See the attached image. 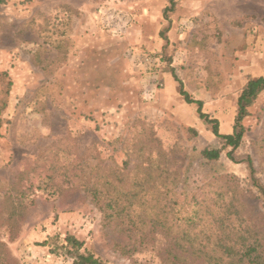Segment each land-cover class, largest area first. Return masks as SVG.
Listing matches in <instances>:
<instances>
[{
	"label": "rangeland",
	"instance_id": "obj_1",
	"mask_svg": "<svg viewBox=\"0 0 264 264\" xmlns=\"http://www.w3.org/2000/svg\"><path fill=\"white\" fill-rule=\"evenodd\" d=\"M170 6L0 5V264H215L219 211L264 232V89L232 159L176 79L232 133L241 89L264 75V0ZM185 232L195 247L176 244Z\"/></svg>",
	"mask_w": 264,
	"mask_h": 264
},
{
	"label": "trees",
	"instance_id": "obj_2",
	"mask_svg": "<svg viewBox=\"0 0 264 264\" xmlns=\"http://www.w3.org/2000/svg\"><path fill=\"white\" fill-rule=\"evenodd\" d=\"M6 0H0V5L5 3ZM171 6L169 9H173L176 4V0H170ZM179 81V93L184 97L188 103H196L198 105L197 111L201 118H204L207 122L212 124L213 133L221 138L225 142V146H230L232 150L228 152V156L233 159V151L238 148L243 140L245 133V127L242 124L243 118L247 115V107L251 103L252 99L257 96V94L264 89V75L259 77H252L248 80L246 85L241 89V93L238 99V114L236 117L235 124L233 126L232 133H221L220 132V122L216 118H211L207 113L203 112L204 101L200 99H194L190 94L184 89L183 83ZM222 149H214L206 147L202 150L201 155L207 161L218 160L221 156ZM249 165L251 168L252 177L257 183V177L255 176V169L252 161L249 159ZM263 194V208H264V188H260ZM112 206V205H110ZM125 210V206H122V211ZM213 205H208L206 207L207 215H213L209 217H215ZM129 213V212H128ZM217 213V212H216ZM196 214H198L196 212ZM218 218L216 224L217 227L224 235L220 240L218 239V248H215L218 256L217 258L213 255V260L215 264H264V232L258 228L246 227L245 231L232 222L228 221L223 217L226 213L219 211L217 213ZM192 219V218H190ZM166 223V222H164ZM156 225H163L161 222H156ZM243 225V224H242ZM179 239H177V245L184 246V240H186L190 246L195 247V241L192 237H188L185 232ZM66 241L68 244L72 245L74 250H79L83 246V242L75 238L74 236H67ZM181 243V244H179ZM186 244V243H185ZM173 264H179L177 260L180 258L178 255L173 256ZM74 264H102L97 258H94L92 254H76L74 256ZM183 264V263H181Z\"/></svg>",
	"mask_w": 264,
	"mask_h": 264
},
{
	"label": "built area",
	"instance_id": "obj_3",
	"mask_svg": "<svg viewBox=\"0 0 264 264\" xmlns=\"http://www.w3.org/2000/svg\"><path fill=\"white\" fill-rule=\"evenodd\" d=\"M158 85H161V83H158ZM157 87V86H156Z\"/></svg>",
	"mask_w": 264,
	"mask_h": 264
}]
</instances>
